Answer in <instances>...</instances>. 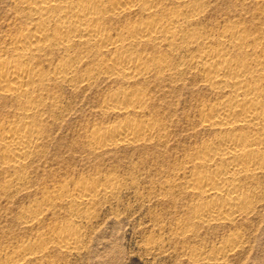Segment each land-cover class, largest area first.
I'll return each mask as SVG.
<instances>
[{"label":"bare ground","instance_id":"1","mask_svg":"<svg viewBox=\"0 0 264 264\" xmlns=\"http://www.w3.org/2000/svg\"><path fill=\"white\" fill-rule=\"evenodd\" d=\"M255 2L264 6V0ZM14 4L18 31L9 35L7 47L0 51V97L15 105V119L0 127V168L14 172L6 186L26 181L24 170L41 144L39 119L49 108L51 85H89L98 72L128 84L190 74L216 96L198 111L202 128L214 136L190 159L188 190L206 200L197 206L194 220L232 223L251 214L257 200L249 194L252 187L248 192L245 187L257 186L264 176V21L254 27L235 22L219 31L207 30L202 23L205 0H15ZM149 49L188 52L191 57L177 60L173 54V58L163 52L150 54ZM55 53L62 55L57 62L50 59ZM93 56L105 58L83 69ZM45 61L48 70L42 66ZM147 102L143 90H119L107 95L105 105L107 111L124 116L142 113ZM156 130L148 119L126 118L112 127L91 130L88 138L97 151L153 138ZM115 191L110 179L102 185L81 182L72 191L63 189L57 199L66 198L76 209L87 210L96 199ZM40 207L34 205L24 213V224L38 221ZM52 235L61 251L81 247L83 235L76 227ZM44 244L6 253L0 264H30L45 255ZM235 248L229 242L212 259L218 261Z\"/></svg>","mask_w":264,"mask_h":264},{"label":"rangeland","instance_id":"2","mask_svg":"<svg viewBox=\"0 0 264 264\" xmlns=\"http://www.w3.org/2000/svg\"><path fill=\"white\" fill-rule=\"evenodd\" d=\"M14 1L0 0V51L7 47L9 35L18 31ZM205 3L202 23L207 30L219 31L235 22L254 27L264 21V6H257L255 0ZM160 52L173 54L148 50L156 56ZM189 54L173 56L186 60ZM61 56L55 53L50 59L57 62ZM102 58L91 57L83 69ZM42 66L48 70L49 62ZM185 76L149 77L128 84L98 72L89 85H51L49 108L39 119L41 144L24 170L25 183L6 186L14 172L0 168V260L20 247L42 242L47 252L30 264H264V176L257 186L245 187L247 192L252 187L249 194L257 200L249 216L224 224L194 220L197 206L206 200L188 190L190 159L214 136L202 128L198 111L216 96L198 76ZM139 89L148 101L142 113L121 116L106 110L108 94ZM126 118L148 119L157 132L135 143L91 148V130L112 127ZM14 119V103L0 97V127ZM109 179L116 185L115 193L96 199L90 209H76L71 200L57 199L65 188L72 191L81 182L102 185ZM48 196L56 197L46 204ZM34 205L42 206L39 219L27 226L23 216ZM69 227L83 235L81 247L73 252L61 251L52 238L56 230ZM229 242L236 244L234 251L214 260Z\"/></svg>","mask_w":264,"mask_h":264}]
</instances>
